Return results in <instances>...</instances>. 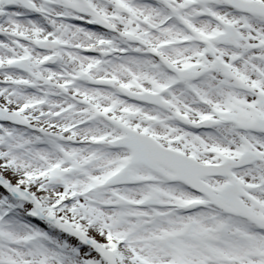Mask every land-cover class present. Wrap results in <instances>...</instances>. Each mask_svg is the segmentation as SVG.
Listing matches in <instances>:
<instances>
[{"label": "snow or ice", "instance_id": "6c2138e0", "mask_svg": "<svg viewBox=\"0 0 264 264\" xmlns=\"http://www.w3.org/2000/svg\"><path fill=\"white\" fill-rule=\"evenodd\" d=\"M0 264H264V0H0Z\"/></svg>", "mask_w": 264, "mask_h": 264}]
</instances>
